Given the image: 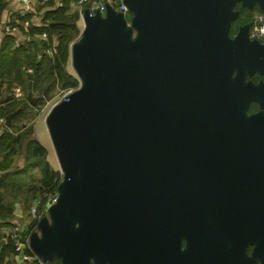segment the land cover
<instances>
[{
    "label": "water",
    "instance_id": "1",
    "mask_svg": "<svg viewBox=\"0 0 264 264\" xmlns=\"http://www.w3.org/2000/svg\"><path fill=\"white\" fill-rule=\"evenodd\" d=\"M238 2L264 9V0H124L130 24L110 5L105 16L84 11L70 53L82 83L47 116L62 181L30 237L44 263L101 264L106 252L126 264L140 212L171 255L188 238L187 264L195 252L218 264L225 237L246 217L258 227L260 210L264 234V118L231 102L232 68L245 57L228 38Z\"/></svg>",
    "mask_w": 264,
    "mask_h": 264
},
{
    "label": "trees",
    "instance_id": "2",
    "mask_svg": "<svg viewBox=\"0 0 264 264\" xmlns=\"http://www.w3.org/2000/svg\"><path fill=\"white\" fill-rule=\"evenodd\" d=\"M56 1L59 0H49L42 8L46 10V17L50 20L47 31L56 36L59 41L54 60L40 55V50L31 56L24 49H14L11 38L3 39L0 45V103L2 104L0 115L7 117L23 105L22 111L12 120V132L6 130L0 137V173L3 174L0 175V221L3 222L0 224V229L17 225L12 221L16 217L15 204L18 201L30 210L32 203L41 199L43 205L40 206V211H43L48 196L56 192L62 181L61 172L56 171L46 159V148L33 139L34 127L28 126L22 129L18 125L29 111L28 93L44 95L49 86V93L57 89L69 91L80 86L79 79L67 70L70 46L81 33L78 25L79 11L71 12L72 7L76 6L79 0H60L63 5L59 8L56 7ZM5 8L6 3L0 0V20ZM259 13H264V10ZM31 68L34 76L32 91L29 90L27 72ZM15 84L24 91L23 99L10 96ZM44 100L37 103V106ZM17 155H22L25 159V165L22 168L14 167V158ZM33 228L34 224L27 229V232L31 233ZM2 240L0 264H12L5 262V257L9 254L16 255L13 243L4 233ZM48 264H61V262L55 258Z\"/></svg>",
    "mask_w": 264,
    "mask_h": 264
},
{
    "label": "flooded vegetation",
    "instance_id": "3",
    "mask_svg": "<svg viewBox=\"0 0 264 264\" xmlns=\"http://www.w3.org/2000/svg\"><path fill=\"white\" fill-rule=\"evenodd\" d=\"M241 6H243L242 3H236L234 12L236 9L238 15L231 22L228 30V38L245 55L243 67L235 65L232 68L230 80L233 83L235 94L234 97L232 96L231 102L233 106H243L248 116L260 115L264 118V35L260 38L252 37L257 25L255 15L252 17L254 18L252 21V11L239 10L238 7ZM245 27L248 28L244 35H241ZM238 37L240 39L237 41ZM251 60H258V65H252ZM252 221L251 217H246L243 220V226L240 227V235L225 237V247L228 253L222 257L218 264H264L261 210L259 211L258 227L252 226ZM218 224L216 221V226ZM187 246L188 238L184 235L180 236L178 253L173 252L171 255L168 249V238L164 237L163 232L155 233L149 215L140 212L136 217L132 253L126 264H171V262L187 264L192 258V250ZM193 257L197 264L199 262L201 264L199 252H195ZM102 260L101 264H110L112 260L114 264H119L116 254L107 255L105 252Z\"/></svg>",
    "mask_w": 264,
    "mask_h": 264
},
{
    "label": "built area",
    "instance_id": "4",
    "mask_svg": "<svg viewBox=\"0 0 264 264\" xmlns=\"http://www.w3.org/2000/svg\"><path fill=\"white\" fill-rule=\"evenodd\" d=\"M4 2L6 8L0 20V36L2 39L11 38L12 47L14 49H24L28 55L34 56L40 50V53L43 51V54L39 53L40 55L54 60L57 55L59 41L56 36L49 34L47 31L50 20L46 17V10L42 9L43 5L49 0H4ZM116 2L117 0H79L75 9L79 11L82 26L84 25L83 15L86 9L90 10L91 15H95L96 12L104 15L107 6L110 5L117 13L121 12L126 17L130 10L124 0H121L119 4H115ZM62 5V1H56V7L59 8ZM256 22L257 25L252 37L260 38L264 35V14L258 15ZM27 72L32 74L33 69H28ZM75 90L67 91L65 96ZM10 96L15 99H23L24 93L20 88H14ZM1 106L0 103V108ZM6 118L0 115V137L8 128ZM58 197L57 190L55 193L50 194L43 211H40V206L43 205L42 200L37 199L34 201L29 210L30 219L34 224L31 233L24 230V227L20 224L6 228V237L12 241L15 253L21 263L46 264L33 253L30 246V237L33 232L38 230L40 221L48 215L50 207L56 204Z\"/></svg>",
    "mask_w": 264,
    "mask_h": 264
},
{
    "label": "rangeland",
    "instance_id": "5",
    "mask_svg": "<svg viewBox=\"0 0 264 264\" xmlns=\"http://www.w3.org/2000/svg\"><path fill=\"white\" fill-rule=\"evenodd\" d=\"M238 9L239 10L241 9L243 11H252L251 12V19H252V21H254V18L256 19V17L259 15V12H261L263 10L259 5H256L252 9H250L248 7L245 8L243 6L238 7ZM75 10H76L75 9V6H73L71 12L73 13ZM235 11L238 13V11L236 9H235ZM254 15H255V17L252 18ZM125 18H126V20H127L128 23H131L132 22V18H133L132 13L131 12H128L126 14V17ZM78 25H79V27L81 28V31H82V27L83 26H82V23L80 21L78 22ZM80 35H81V33H80ZM79 39H80V36H77V38L72 42V44L70 46V53H71L72 45L74 43L78 42ZM67 70L70 73L74 74L79 79V82H80V85H81L82 79H80V77L77 75V73H76V71H75V69L73 67V63H72V60H71V55H70L69 63H68V66H67ZM28 74H31V73H28ZM29 83H30V79H29ZM13 88H20L21 91L24 92L22 90V88L20 86H16V84L14 85ZM29 90L32 91L31 89H29ZM66 92L67 91H62L60 89L50 91V93L48 92V98L45 99L43 101V103L41 105H39V106H37L38 105L37 103L36 104H32L28 100L30 102L29 103L30 106L27 105V107L29 108V111L27 112V114L24 117V119H22L18 123V125L22 129H26L28 126H33L34 127L33 139H35L36 141H38L40 144H42L46 148V150H47L46 159L49 162V164L56 171L57 170L60 171V168L61 167H60V163H59L58 156H57V153L55 151V148H54L52 139H51L50 134H49V131H48V127H47V116L49 115L51 109L57 103H59L60 101L63 100ZM32 94L34 96H42V95H39L38 93H33L32 92ZM24 95H25V93H24ZM22 107H23V105H21V107L18 110H16L14 113L18 112L17 114H19L22 111V109H23ZM29 224L30 225H33V223H32L31 220H29ZM49 263H52V262H49ZM33 264H36V262L33 263Z\"/></svg>",
    "mask_w": 264,
    "mask_h": 264
},
{
    "label": "crops",
    "instance_id": "6",
    "mask_svg": "<svg viewBox=\"0 0 264 264\" xmlns=\"http://www.w3.org/2000/svg\"><path fill=\"white\" fill-rule=\"evenodd\" d=\"M120 1L121 0H117V2L115 4H119ZM2 41H3V39L0 36V45H1ZM11 126H12V122H11V125L10 126H7L8 127L7 130H10L12 132ZM14 160H15V163H14V167L15 168H22L25 165V159H24V157H22V155L15 156ZM0 175H3V174L0 173ZM33 203H32V205H33ZM15 207H16V213H15L16 214V217L14 218V220L12 222L14 224H20V225H22L24 227V230L29 229L30 228L29 220H31V219H30V216H29V210H28V208H26L20 201L16 202ZM2 223L3 222L0 221V224H2ZM3 233L6 236V228H4V229L1 228L0 229V253H1V250H2ZM5 262H10L12 264H33L31 262L21 263L20 260H19V258L17 257V255H14L13 256V254L7 255L5 257Z\"/></svg>",
    "mask_w": 264,
    "mask_h": 264
},
{
    "label": "bare ground",
    "instance_id": "7",
    "mask_svg": "<svg viewBox=\"0 0 264 264\" xmlns=\"http://www.w3.org/2000/svg\"><path fill=\"white\" fill-rule=\"evenodd\" d=\"M106 14H104V16H105ZM103 16V15H102ZM130 24V23H129ZM51 137V136H50Z\"/></svg>",
    "mask_w": 264,
    "mask_h": 264
}]
</instances>
